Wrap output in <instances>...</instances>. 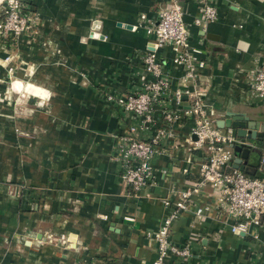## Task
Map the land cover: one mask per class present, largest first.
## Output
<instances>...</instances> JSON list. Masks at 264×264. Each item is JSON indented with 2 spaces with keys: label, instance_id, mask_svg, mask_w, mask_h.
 Masks as SVG:
<instances>
[{
  "label": "crops",
  "instance_id": "crops-1",
  "mask_svg": "<svg viewBox=\"0 0 264 264\" xmlns=\"http://www.w3.org/2000/svg\"><path fill=\"white\" fill-rule=\"evenodd\" d=\"M168 3L23 0L24 10L37 15L35 40L0 37V264H151V235L168 213L162 199L194 188L170 233L175 244L191 245V256L168 264H264V213L259 225L232 232L215 188L199 183L205 151L189 143L191 97L173 99L183 69L169 45L156 51L171 86L155 104L153 122L140 128V117L116 102L152 79L142 60L153 40L146 27ZM179 3L189 43L205 61L192 88L202 90L215 124L226 112L243 114L264 135V98L250 86L251 72L264 64V0ZM206 4L217 17L198 26L194 19ZM27 83L41 87L44 97L25 92ZM168 111L175 121L164 118ZM131 126L143 140L162 133L150 161L154 180L138 191L122 181L117 159L120 137ZM235 143L251 147L243 172L258 176L264 136ZM198 206L207 209L197 215Z\"/></svg>",
  "mask_w": 264,
  "mask_h": 264
},
{
  "label": "built area",
  "instance_id": "built-area-1",
  "mask_svg": "<svg viewBox=\"0 0 264 264\" xmlns=\"http://www.w3.org/2000/svg\"><path fill=\"white\" fill-rule=\"evenodd\" d=\"M0 33H11L18 37L27 27L28 18H33L23 8V0H0ZM28 17V18H27ZM216 8L206 4L201 17L194 19L196 25L214 21ZM144 19L145 16L141 15ZM147 34L153 37L143 56L144 68L152 75L141 91L120 96L116 102L126 111L140 117V128H147L153 122V110L160 97L167 93L171 79L163 73L162 65L156 51L169 45L173 51L174 65L183 69L180 86L172 91L176 104L184 95L191 97L187 113L193 115L195 122L192 128L193 140L189 143L205 151V159L199 169V183L210 184L216 190L218 206L227 212L233 220L232 232L245 233L247 228L260 224L264 213V148L260 159L258 176H251L231 166L234 158L232 143L236 142L229 130L219 128L207 107L203 103V92L200 88H192L199 78V70L205 61L199 57L200 49L189 43V33L183 20V10L179 0H169L168 6L158 13L155 23L146 27ZM10 69V68H9ZM12 70V68L10 69ZM251 88L257 96L264 98V64L251 72ZM167 121H175L174 111L165 113ZM156 132L149 140L136 136V128L120 137L117 159L122 165V181L132 190L138 191L154 180L151 165L152 156L159 152L157 145L162 137ZM196 189H175V199L163 198L162 204L168 208L156 231L154 239L156 256L151 264H168L169 259H187L191 256V245H177L171 238V226L179 215L189 209L192 192ZM207 207H196L195 213L201 215ZM150 236V235H149Z\"/></svg>",
  "mask_w": 264,
  "mask_h": 264
},
{
  "label": "water",
  "instance_id": "water-1",
  "mask_svg": "<svg viewBox=\"0 0 264 264\" xmlns=\"http://www.w3.org/2000/svg\"><path fill=\"white\" fill-rule=\"evenodd\" d=\"M96 23L98 25L96 28H94V25ZM99 26H100V23L98 21H95L93 23L92 30L97 32L99 29ZM97 36L102 37V35H99V33H97ZM28 84L35 91H28L26 89V86H28ZM41 90H43L41 87L35 86L31 83L25 84V88H24L25 92L44 97L45 94ZM217 126L222 129L230 130L231 135L235 137L236 140L239 138L256 140L258 137L261 138L264 136L262 131H258L259 124H257V122H254V123L247 122V119L243 114L226 112L224 118L217 122ZM231 147L233 148V151L236 154V157L233 159L234 167L240 171H245L248 173L249 167L245 166V163H243V159L247 158L251 150V147L248 145L236 144V143H232Z\"/></svg>",
  "mask_w": 264,
  "mask_h": 264
},
{
  "label": "rangeland",
  "instance_id": "rangeland-1",
  "mask_svg": "<svg viewBox=\"0 0 264 264\" xmlns=\"http://www.w3.org/2000/svg\"><path fill=\"white\" fill-rule=\"evenodd\" d=\"M29 14L33 18L27 17L29 19V21L26 20L27 21V27H26L25 31L21 32L18 37L14 36V38L17 39V38H20L22 35H25L27 38L26 42L28 41L30 43V41L35 40V37L39 31V27H38L37 15L35 13H33V15L31 13H29ZM1 19H3V16L1 17ZM7 34H11V33H0V37L5 38ZM49 44L51 45V42H47V45H49ZM9 60H10V58L4 59L5 62H8ZM9 68L11 69L12 67H9ZM9 68L7 69V75H8V77L11 78V76L13 75V72H14V68H12V70H10ZM11 86H14V80H12Z\"/></svg>",
  "mask_w": 264,
  "mask_h": 264
},
{
  "label": "bare ground",
  "instance_id": "bare-ground-1",
  "mask_svg": "<svg viewBox=\"0 0 264 264\" xmlns=\"http://www.w3.org/2000/svg\"><path fill=\"white\" fill-rule=\"evenodd\" d=\"M97 23L95 24V27H97ZM23 88H25V87H23ZM26 89L28 90V91H35L34 89H32L30 86H29V84H28V86H26ZM42 92H44L43 90H41Z\"/></svg>",
  "mask_w": 264,
  "mask_h": 264
}]
</instances>
